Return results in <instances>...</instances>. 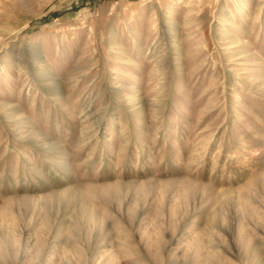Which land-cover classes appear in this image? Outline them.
<instances>
[{
    "label": "rangeland",
    "instance_id": "rangeland-1",
    "mask_svg": "<svg viewBox=\"0 0 264 264\" xmlns=\"http://www.w3.org/2000/svg\"><path fill=\"white\" fill-rule=\"evenodd\" d=\"M0 264H264V0H0Z\"/></svg>",
    "mask_w": 264,
    "mask_h": 264
}]
</instances>
